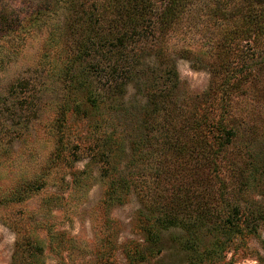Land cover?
I'll return each mask as SVG.
<instances>
[{
	"label": "rangeland",
	"instance_id": "1",
	"mask_svg": "<svg viewBox=\"0 0 264 264\" xmlns=\"http://www.w3.org/2000/svg\"><path fill=\"white\" fill-rule=\"evenodd\" d=\"M79 1L0 0V264H264V170L253 167L264 160V35L234 38V22L208 14L213 0H194L166 32L154 11L129 77L118 72L113 81L102 71L88 80L103 96L94 111L69 74L85 65L97 74L99 60L74 61L85 31L70 2ZM18 81L30 91L13 89ZM150 92L177 103L148 116ZM166 108L184 130L177 157L159 137ZM204 112L223 116L234 132L211 190L224 179L241 213L261 215L211 254L205 249L220 236L215 216L184 201L187 187L195 199L205 188L192 144ZM147 133L157 136L154 146L140 144ZM149 227L159 232L156 243Z\"/></svg>",
	"mask_w": 264,
	"mask_h": 264
},
{
	"label": "trees",
	"instance_id": "2",
	"mask_svg": "<svg viewBox=\"0 0 264 264\" xmlns=\"http://www.w3.org/2000/svg\"><path fill=\"white\" fill-rule=\"evenodd\" d=\"M193 1L80 0L75 5L70 2L73 12L76 13L80 31H85L82 38L76 39V53L74 54L76 57H74V61L77 58L80 60L87 56L99 57L97 63L92 67L96 68L97 74H92V71L89 70V67L92 65H85L79 70L78 74L69 73L73 76L74 81L76 76L75 90H87L86 103H88L91 110H99L98 106H100L99 104L103 96L100 92H96L90 88L88 80H91L92 76L95 79H99L102 71H105L106 74L104 75H109L113 81L116 79L114 74L116 73L117 75L118 72L119 74H124L122 76L125 78L129 77L131 73L129 70L138 58V54L135 53L136 47L139 46L143 38H147L151 34L150 28L155 23V20L152 18L154 11L159 28L161 31L166 32L178 22ZM208 14L220 20V22L222 20L226 23L227 21L234 22L232 25V32L235 34L234 38L242 37L245 39L244 37L249 38L252 35L255 40H259L258 38L264 35V0H213V5L209 7ZM104 18L106 19L104 20L105 22L103 21ZM102 26L104 28L100 31L99 27ZM223 42H225L224 38ZM104 63L108 65L104 66ZM69 66L67 73L69 72ZM171 70L175 72L174 66L171 67ZM82 73L85 74L84 77ZM14 85L13 89L18 86L19 88L23 87L28 92L30 91L27 81H18ZM155 87L160 86L156 85ZM153 93L150 92L148 94L152 105L154 103L151 111L149 109L147 112L148 116L152 117L153 114L158 113L159 107L163 109L169 103L173 105L177 103L175 100L171 102L168 99L169 93L157 94L158 96H154ZM159 93H161V90ZM221 100L222 109L228 110L231 102L229 97H225L224 95ZM166 109L168 110V115L165 120L167 121L163 120L162 125L160 121L158 122L160 125L157 124V127H161L165 131L160 133L161 136L159 135V137H161L167 148H171V151L175 152L174 155L177 157L176 152L180 153L185 150L182 149L183 144L180 141L184 130L183 128L181 130L178 129L177 123L179 117L176 113L173 114V109ZM87 110V106L82 105V103L77 102L75 105V111L82 117L88 115ZM222 113L224 112L222 111ZM194 121L197 123L194 129L200 127L203 131L192 144L196 147L199 145L200 160L202 162L199 164L207 174L200 178L205 188L202 191L199 190V199H195L191 195V186H189V188H186L188 193H185L184 201H187V204L190 202V206L197 204L199 213L204 218L208 219L215 216L213 225L215 230L219 231L220 236L216 238L214 245L205 249L206 254H211L217 249H224L226 246L225 239L229 236H243L246 231H251V224H257L256 222L261 215L257 216V213L252 210L249 214L241 213L239 206L229 199L224 179L219 184L218 190H211L216 184L215 178L220 180L221 176L218 174L220 173L218 164L220 160H225L223 153L232 141L234 135L232 128L225 124L223 116L215 120L210 116L209 112L202 113L200 118H195ZM149 135L147 133V135H143L144 137H138L141 145L146 146L147 142H151L152 146H154L158 138L157 136ZM253 167L256 171H263L264 160L262 163L253 165ZM212 173L217 175L215 176ZM175 220L176 217L173 219L169 218L166 223L173 224ZM150 229L148 230L149 238L152 239V242L156 243V241L160 240L159 232L154 227ZM228 239L230 240V238ZM149 248L150 252L154 254L158 253L157 250H153L152 246ZM137 253V255H140L142 251L138 250Z\"/></svg>",
	"mask_w": 264,
	"mask_h": 264
}]
</instances>
